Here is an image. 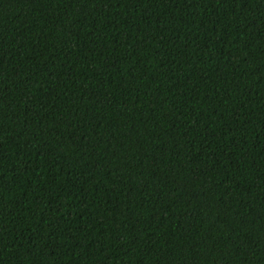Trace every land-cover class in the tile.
<instances>
[{"label":"trees","instance_id":"obj_1","mask_svg":"<svg viewBox=\"0 0 264 264\" xmlns=\"http://www.w3.org/2000/svg\"><path fill=\"white\" fill-rule=\"evenodd\" d=\"M0 264H264V0H0Z\"/></svg>","mask_w":264,"mask_h":264}]
</instances>
